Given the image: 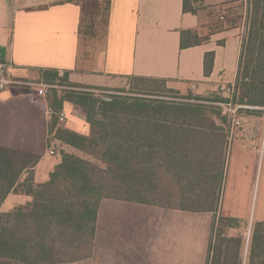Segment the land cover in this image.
I'll return each mask as SVG.
<instances>
[{
  "label": "crops",
  "instance_id": "crops-1",
  "mask_svg": "<svg viewBox=\"0 0 264 264\" xmlns=\"http://www.w3.org/2000/svg\"><path fill=\"white\" fill-rule=\"evenodd\" d=\"M198 1V8L192 3L196 11L191 12L184 11V0H109L103 34L95 39H83L82 31L79 32L82 8L72 0H0V59L12 64L11 72L21 82L37 74L42 78V69H56L62 73L67 71L72 82L94 87L111 85L117 78L147 76L183 82L199 92L220 89L230 97L245 26L242 29L224 26L212 32L210 25L215 17L211 9L228 0ZM193 29L203 40L182 48V31ZM211 51L214 52L212 69L205 74L204 56ZM23 84L0 90V145L40 154L31 170L34 183L39 184L48 180L50 172L61 161V156L51 158L60 150L91 158L48 131L55 112L48 103L46 106L42 102L39 104L35 88L32 91ZM59 110L66 112L67 119L58 127L85 135L90 133V124L80 107L64 100ZM218 124L223 126L228 140L222 149V173L219 187L215 188L220 189V196L214 210L186 211L103 198L98 205L91 256L60 264H206L208 245L219 216L236 221L228 223L224 235L242 238L241 264H248L254 224L264 221V214L260 212L259 216L251 217L241 197L233 192L225 196V191L233 189L228 185L230 166L234 163L239 171L247 169L258 145L264 143V123L245 122L236 128ZM52 139L57 141L56 154L49 155L46 150L43 155L45 144ZM263 172L264 156L256 188L258 199L263 195L262 203ZM239 182L242 189H246L245 179ZM237 184L235 180L234 189ZM201 188L213 189V186L206 177L196 178L189 184V189ZM30 201L29 194L10 192L0 211ZM129 203L149 206V211L157 215L146 223L145 236L134 241L132 248L122 245L127 237H132L130 231H126L125 222L116 221V233L113 229L110 242L102 240L99 243L100 226L104 225L102 234L108 231L105 207L109 206L113 212L118 206Z\"/></svg>",
  "mask_w": 264,
  "mask_h": 264
},
{
  "label": "trees",
  "instance_id": "trees-1",
  "mask_svg": "<svg viewBox=\"0 0 264 264\" xmlns=\"http://www.w3.org/2000/svg\"><path fill=\"white\" fill-rule=\"evenodd\" d=\"M72 1L81 6L83 17L84 0ZM104 3L107 12L109 0ZM225 3L211 9L214 15L218 12L220 20L215 17L211 23L212 32L224 26L238 27L223 20ZM89 4L93 9L103 5L102 0H90ZM238 6L245 10L239 65L230 97L221 100L251 106L240 108L246 113H261L264 0H241ZM183 9L196 11L189 0H184ZM202 40L196 29L182 31L180 46ZM213 57V51L205 53V74L212 69ZM40 71L43 79H59L71 87L61 96L54 94L50 103L53 111H58L64 100L70 101L81 108L90 124V133L85 135L58 127L53 119L48 131L92 159L63 152L48 180L35 184L31 170L41 155L0 145V206L10 192L32 196V201L0 212V264H60L90 257L98 205L103 198L186 211L214 210L220 196L215 188L219 187L222 149L227 140L215 119H206L198 108L155 104L141 97L130 103L115 95L111 100L98 98L92 91L97 87L70 81L67 71L62 76L56 69ZM130 78L167 83L155 77ZM221 111L216 116L223 123L226 112ZM201 177H206L213 189L190 193V182ZM163 189L183 190L173 202L171 193ZM225 221L226 217L218 218L219 240L214 244L210 239L206 264H241L242 238L224 236ZM248 264H264V221L254 224Z\"/></svg>",
  "mask_w": 264,
  "mask_h": 264
},
{
  "label": "rangeland",
  "instance_id": "rangeland-1",
  "mask_svg": "<svg viewBox=\"0 0 264 264\" xmlns=\"http://www.w3.org/2000/svg\"><path fill=\"white\" fill-rule=\"evenodd\" d=\"M191 3H193L194 7L198 8V5H200L198 0H189ZM245 1V0H243ZM90 0H84V14H83V20H82V33L81 36L83 39H94L98 36H101L104 32V22H105V14L104 11V2L105 0H102V6L93 9L91 7V4H89ZM241 4V0H228L225 3V12L223 15L225 16L223 20L226 21V25H236L242 29V26H244V15L245 10L244 7H239L238 5ZM242 14V16H240ZM228 16V18L226 17ZM214 17L219 20L218 12L215 13ZM240 17V18H239ZM234 20V21H233ZM245 31V27L244 30ZM63 73L59 72V76H62ZM27 82L31 83H37L40 81H44L47 84H49L47 88V92L45 96L39 98V104L40 102L43 103L44 106L48 103L50 105L51 102H53L54 94L61 96L63 93H66V89H71V87L65 83L62 82L59 79H56L54 81H47L43 78H40L38 74L28 80ZM17 85V84H16ZM25 88L34 91V85L32 84H23ZM96 97L103 98L106 100H111L113 98V95L120 96L123 99H126L127 102H135V98H143L147 101H151L152 103H164V105H170V106H184V107H192V108H198L203 111L204 117L206 119H215L216 123H222L218 117L216 116V112L223 113L221 110L225 109L220 105L224 98L229 97L227 93L223 92L220 89H216L214 92H199L194 87L190 86L189 84L183 83V82H151V81H134L130 77L125 78H117L115 79L111 85H106L102 87H97L95 89H92ZM35 94V92H34ZM222 99V100H221ZM41 103V104H42ZM226 112V111H225ZM223 115V114H222ZM238 116L241 117L242 122H262L264 123V108H261V113L259 112H253V113H246L244 111H238ZM56 117V118H55ZM55 119L58 126H60V123L57 119V116L55 113H52V120ZM224 124L231 125L232 123V116L228 115L226 112V116L224 119ZM51 125V124H50ZM223 128V126H221ZM224 129V128H223ZM225 131V130H224ZM226 132V131H225ZM227 134V133H226ZM48 139V138H47ZM228 140V139H227ZM257 151L253 153L254 159L251 161V163L248 165L247 169L239 171L236 167V165L233 163L230 166L229 170V176H228V185L233 189H226L225 196L231 195V193H235L239 196L240 201H243V204L245 202L247 214L251 215V217L256 214L259 216V213L262 212L264 214V203L261 202V198L263 197L262 194H260L258 199V186H259V174H260V167L262 164V158L264 156V143L261 145H258ZM49 147V141L44 146L43 155L46 154V150ZM63 151H59L58 155L51 156V158L59 157L61 156ZM91 158V157H90ZM92 159V158H91ZM26 176V175H25ZM24 176V177H25ZM245 179V185L244 187L246 189H242V185L240 184V180ZM235 180H237V189L235 188ZM260 192L264 193V172L263 176L260 182ZM165 193H171L173 196L171 198V201L177 202L175 200L176 198L181 197V193L183 189H163ZM220 190V189H219ZM190 193L193 194V192L196 191V189H190ZM187 195V193H185ZM174 198V200H172ZM125 203V202H122ZM127 203V202H126ZM186 203V202H185ZM107 204V203H106ZM126 206V207H125ZM105 207L104 214L107 217V224H108V231L106 234H102V230H104V225L100 226V237H99V243L103 240L107 243L110 242L109 237L113 235L111 233L113 229H117V222L124 221L126 224V227L128 228L126 231L127 233L130 231V237H127V242L122 243V245L127 244L130 246V248L133 247L134 241L139 239L140 236H145V230H146V223L149 221L151 217H156L157 215L155 213H152V211H149V206L140 205V204H124V206H118V208H115L113 212L111 209L109 210ZM104 209V207H103ZM156 211V210H155ZM1 212V211H0ZM5 212V211H4ZM242 214H245L243 210H241ZM109 215V216H108ZM104 217L103 219H106ZM221 217V216H219ZM218 217V218H219ZM225 217V216H224ZM227 218V217H226ZM218 221V219H217ZM226 223H233L235 224L236 221L234 219L227 218ZM218 228V224L215 225V232H213V243H217L219 240V236L217 235L216 229ZM111 231L109 232V229ZM225 231V228H224ZM126 233V234H127ZM224 235V232H223ZM225 236V235H224ZM241 252H239V257Z\"/></svg>",
  "mask_w": 264,
  "mask_h": 264
},
{
  "label": "built area",
  "instance_id": "built-area-1",
  "mask_svg": "<svg viewBox=\"0 0 264 264\" xmlns=\"http://www.w3.org/2000/svg\"><path fill=\"white\" fill-rule=\"evenodd\" d=\"M12 64L10 62L4 61L0 59V90L6 89L7 87L15 84H32L34 85V88L36 89V94L40 97L45 96L47 92V88L49 84H47L44 81H40L37 83H31V82H21L15 79L11 72ZM220 105L225 109L228 115L232 116V123L231 125L233 127H240L243 122L240 116H238V111H240V108H250L251 106L247 105H233L231 102H221ZM57 119L60 123H65L67 119L66 112L64 110H58L55 112ZM56 148H57V141L56 139H52L49 141V147L47 149L49 155H55L56 154Z\"/></svg>",
  "mask_w": 264,
  "mask_h": 264
}]
</instances>
